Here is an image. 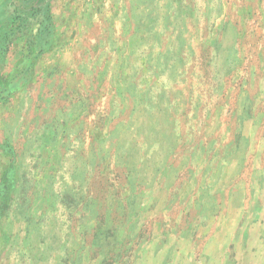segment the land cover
Here are the masks:
<instances>
[{"label": "rangeland", "instance_id": "rangeland-1", "mask_svg": "<svg viewBox=\"0 0 264 264\" xmlns=\"http://www.w3.org/2000/svg\"><path fill=\"white\" fill-rule=\"evenodd\" d=\"M0 264H264V0H0Z\"/></svg>", "mask_w": 264, "mask_h": 264}]
</instances>
